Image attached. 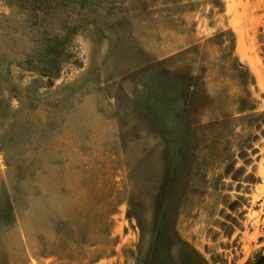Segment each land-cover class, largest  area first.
<instances>
[{"label": "rangeland", "instance_id": "374dc122", "mask_svg": "<svg viewBox=\"0 0 264 264\" xmlns=\"http://www.w3.org/2000/svg\"><path fill=\"white\" fill-rule=\"evenodd\" d=\"M61 11L67 20L74 9ZM11 13L0 0V15ZM7 44L18 51L17 39ZM59 59L53 86L38 81L49 93L43 110L23 101L39 135L18 157L38 171L9 176L18 157L0 151V264H247L264 246V0H84ZM12 71L23 87L34 79ZM159 98L179 106L193 133L182 149L188 185L166 230ZM15 183L16 215L5 208ZM109 208L110 252L100 258Z\"/></svg>", "mask_w": 264, "mask_h": 264}, {"label": "trees", "instance_id": "16d2710c", "mask_svg": "<svg viewBox=\"0 0 264 264\" xmlns=\"http://www.w3.org/2000/svg\"><path fill=\"white\" fill-rule=\"evenodd\" d=\"M6 4L12 9L10 16L0 15V40L6 43L8 40L19 41L18 51L14 52L13 48L7 45L0 47V151L7 153L12 151L16 158L22 154L36 150L33 143L30 142L32 137L39 135L35 124L32 120L28 121V114L24 110V99H28L31 103H35L29 109L30 111L43 110L47 95L49 93H38L39 79L46 78L47 89L53 86L52 78L58 73L59 58L62 49L70 37L72 29L79 25V17L84 12V0H5ZM71 5L74 11L70 12V16L64 20V11L61 6ZM16 22L10 25L8 20ZM12 65L16 66L21 72H27L34 76L31 83L25 87L12 81ZM154 81H158L157 78ZM161 89V88H160ZM26 91V94H23ZM160 92V91H159ZM176 93V94H175ZM173 95V96H172ZM172 98L180 99L181 94L172 92ZM18 101V105H11V98ZM162 100V98H159ZM170 99L162 100L161 112L157 114V118L162 120L165 131L161 133L165 146V154L169 158V178L164 183L167 194L162 202L159 211L161 229L166 230L173 226L174 219L178 211V205L181 200L183 190L188 185L191 162L185 161L182 155V149L185 142L193 141V133L188 128L187 120H183V116L179 111V106L173 108ZM40 105V106H39ZM24 117L25 119H22ZM32 119V118H31ZM27 144L24 147L25 140ZM188 153H193V148L188 145L186 148ZM187 153V152H186ZM31 156V155H30ZM21 159L14 164L8 162V175L12 176L14 172L29 170L33 176L38 171V166L31 162L28 166H23ZM22 167H24L22 169ZM16 174V173H15ZM16 174V175H17ZM19 180V179H18ZM16 183L12 186V191L5 189V208L11 213H19L22 209L19 207L16 195ZM105 205L112 206L113 202L110 198L105 200ZM114 209H105L102 213V226L100 228L99 237L103 246L100 258L106 257L110 250L109 235L111 230V215ZM159 216V215H158ZM62 236L65 240H72L69 235L76 233V227L71 220H61ZM57 225V224H56ZM52 224V230L55 229ZM60 229V228H58ZM60 229V230H61ZM90 231L91 229L87 227ZM91 232V231H90ZM87 239L92 240V232L88 234ZM175 231L169 232L171 237ZM167 247H171L175 242L184 246L185 244L179 240H165ZM167 248V249H168ZM159 251V247L157 246ZM163 250L162 254L167 251ZM159 254V253H158ZM160 255V254H159ZM156 256V255H155ZM161 256V255H160ZM164 264H169L168 259L163 258ZM247 264H264V246L260 247L247 262Z\"/></svg>", "mask_w": 264, "mask_h": 264}]
</instances>
